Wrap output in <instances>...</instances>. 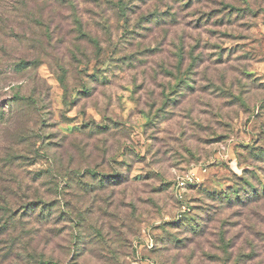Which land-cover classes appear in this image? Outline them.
<instances>
[{
	"label": "rangeland",
	"instance_id": "rangeland-1",
	"mask_svg": "<svg viewBox=\"0 0 264 264\" xmlns=\"http://www.w3.org/2000/svg\"><path fill=\"white\" fill-rule=\"evenodd\" d=\"M0 264H264V0H0Z\"/></svg>",
	"mask_w": 264,
	"mask_h": 264
},
{
	"label": "built area",
	"instance_id": "built-area-1",
	"mask_svg": "<svg viewBox=\"0 0 264 264\" xmlns=\"http://www.w3.org/2000/svg\"><path fill=\"white\" fill-rule=\"evenodd\" d=\"M180 183L183 185L185 182L182 180Z\"/></svg>",
	"mask_w": 264,
	"mask_h": 264
},
{
	"label": "trees",
	"instance_id": "trees-1",
	"mask_svg": "<svg viewBox=\"0 0 264 264\" xmlns=\"http://www.w3.org/2000/svg\"><path fill=\"white\" fill-rule=\"evenodd\" d=\"M23 63H24V62H21V63H19V64L22 66Z\"/></svg>",
	"mask_w": 264,
	"mask_h": 264
}]
</instances>
